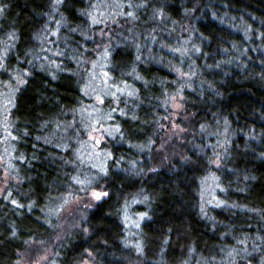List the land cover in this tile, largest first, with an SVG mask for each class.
Returning <instances> with one entry per match:
<instances>
[{
  "label": "trees",
  "instance_id": "16d2710c",
  "mask_svg": "<svg viewBox=\"0 0 264 264\" xmlns=\"http://www.w3.org/2000/svg\"><path fill=\"white\" fill-rule=\"evenodd\" d=\"M95 1L0 0V92L22 77L0 116L14 178L0 198V264L38 246L53 264H264V0L127 2L111 31L110 71L134 91L116 107L104 198L68 234L47 218L75 172L66 139L53 134L84 95L72 64L45 70L36 57L42 38L90 34ZM75 37L62 49L78 58ZM173 93L176 120L165 102ZM177 121L183 138L164 143ZM212 171L217 203L204 208ZM137 196L147 203L137 206L147 214L138 247L124 222Z\"/></svg>",
  "mask_w": 264,
  "mask_h": 264
},
{
  "label": "rangeland",
  "instance_id": "374dc122",
  "mask_svg": "<svg viewBox=\"0 0 264 264\" xmlns=\"http://www.w3.org/2000/svg\"><path fill=\"white\" fill-rule=\"evenodd\" d=\"M127 2L131 3L129 0L95 1L89 10L92 28L90 34L75 35L77 33L72 32L73 36H64L62 41L58 36L42 38L39 58L36 57L39 68L45 70H61L66 62L72 64L75 73L83 82V104L67 116V122L58 124L53 134L59 140L66 139L62 147L65 153L71 151L70 159H73L71 166L75 169L70 187L50 204L47 213V218L49 217L56 226L60 236L80 227L88 212L104 198V190L98 189V186L107 172V165L111 159L110 144L120 130L115 120L116 107L122 97L129 99L133 95L132 86L115 83L110 71L111 53L114 47L109 45L113 37L111 31L116 25L120 28L118 22L125 17ZM100 26L101 28L98 29L97 27ZM74 37L79 44L82 42L78 58H73L71 51L67 54L62 49V45L66 44L68 47ZM115 46L118 47L119 44ZM21 78L13 75L4 83L3 88H7L0 92V116L4 117L9 112L16 90L12 82L21 84ZM130 78L135 79L134 76ZM181 98V94L173 93L165 101L170 118L176 115V120L180 114L178 111H181ZM2 124L5 126L0 120V129ZM178 124L179 121L173 122L171 127H167L168 135L164 143L181 141L185 131L180 129ZM4 154L0 152V198L6 194L11 185L10 180L13 182L14 179L10 172L11 165ZM201 186L200 196L203 207L214 206L220 189L215 171L208 174ZM146 204L142 196H137L125 213L126 233L133 246L138 247L141 243L140 230L147 217V214L141 211V208L137 209V206H146ZM42 247L30 248L20 264H53L52 253ZM84 264L92 263L87 261Z\"/></svg>",
  "mask_w": 264,
  "mask_h": 264
}]
</instances>
